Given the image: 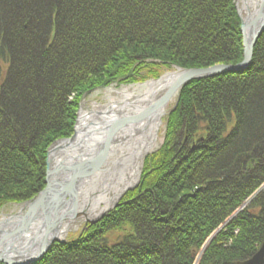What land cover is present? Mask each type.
Returning a JSON list of instances; mask_svg holds the SVG:
<instances>
[{"label":"trees","instance_id":"16d2710c","mask_svg":"<svg viewBox=\"0 0 264 264\" xmlns=\"http://www.w3.org/2000/svg\"><path fill=\"white\" fill-rule=\"evenodd\" d=\"M242 59L234 0H0V211L45 188L46 152L71 137L85 94ZM164 123L138 186L35 264H241L257 252L264 32L247 69L191 81Z\"/></svg>","mask_w":264,"mask_h":264},{"label":"bare ground","instance_id":"6f19581e","mask_svg":"<svg viewBox=\"0 0 264 264\" xmlns=\"http://www.w3.org/2000/svg\"><path fill=\"white\" fill-rule=\"evenodd\" d=\"M246 6L251 10L261 6L263 8L264 0H238L240 11H245ZM181 75V72L169 73L157 81L116 90L115 96L111 95L109 102L104 105L93 104L88 108L83 102L75 138L69 143L62 141L55 145L65 152H58L57 157L51 161V166H56V160L62 156L69 155L75 159L89 156L100 147L106 136H109V143L99 169L79 189L73 212L62 222L58 238H65L70 231H77L83 221L96 218L137 183L143 158L158 147L160 130L164 125L163 117L175 98L176 91L167 102L159 104V101ZM87 124L88 129L112 126L110 130L108 126L105 133L101 129L92 138L83 135ZM51 197H54V193ZM26 210L27 206H23L16 213L3 214L0 218V235L17 227ZM41 218L39 211L36 219L38 221ZM36 228L34 226L32 230ZM32 236L33 232L29 231L23 236L24 245L34 243Z\"/></svg>","mask_w":264,"mask_h":264},{"label":"water","instance_id":"95a60500","mask_svg":"<svg viewBox=\"0 0 264 264\" xmlns=\"http://www.w3.org/2000/svg\"><path fill=\"white\" fill-rule=\"evenodd\" d=\"M235 9L240 20L243 60L236 65H215L205 69H178L177 72H181L182 75L177 77L171 84L159 101V104L167 102L175 91L178 93L185 85L193 80L212 78L225 73H240L247 69L251 63L253 48L259 36L264 32V7L262 8L261 6L258 9L251 10L246 6L245 11H240L238 0H235ZM86 96L87 94L80 102V108ZM79 111L77 113L72 136L68 139L54 142L46 152L45 188L32 200L20 206V208L27 206V210L19 225L13 230L0 235V263L34 264L40 260L55 243L59 244L64 242V238L60 239L57 236L60 226L65 219L71 216L78 197V191L82 187V184L84 182L88 183V181L92 179L90 178L92 174L99 169L109 143V136L104 135L106 138L100 147L95 149L89 156L79 159L69 157V155L65 157L62 156L56 160V166H51V161H53L55 156L57 157L56 154L58 152L61 153V151L65 152L64 149L55 145L62 141H68L69 143L75 138ZM87 126L88 124L86 125L83 135L93 138L96 134H99L101 129H103L105 133L107 127L110 125H104L93 129H88ZM138 182L139 178L137 183L127 191L133 190ZM53 193L54 197H51ZM119 200L114 205L101 212L93 220H88L87 223L93 225L99 222L107 213L118 205ZM39 211L42 214V218L37 221L36 216ZM34 226L37 228L32 230ZM28 231L33 232L32 240L34 243L31 245H24L25 242L23 243L22 239ZM241 264H264V242L252 258Z\"/></svg>","mask_w":264,"mask_h":264},{"label":"rangeland","instance_id":"374dc122","mask_svg":"<svg viewBox=\"0 0 264 264\" xmlns=\"http://www.w3.org/2000/svg\"><path fill=\"white\" fill-rule=\"evenodd\" d=\"M216 65H225V64H216ZM213 66H215V65H213ZM210 67H212V66H210ZM174 71H175V69H173L171 71H168L164 75H167V74L172 73ZM149 81H151V80H149ZM137 85H141V83H138V84H135V85H130V86H120V87L119 86H111V87H109L107 89L95 90L92 93H90L89 95H87V97L84 100L85 105L88 108H90L93 104H103L104 105V104H106V103L109 102V100H110L109 98H110L111 95H114L115 96V91L116 90L121 91L123 89H128V88H131V87H134V86H137ZM176 97L177 96H175V98L170 102V105L168 107V110H169V108H171L175 104ZM163 131H164V125L161 128V130H160L158 147L160 146V144L162 142ZM158 147L154 151H156L158 149ZM18 209H20V206H17V205L7 206V207L3 208L0 211V218L2 217L3 214H10V212L11 213H16V211ZM85 225H86L85 224V221H83L81 223L80 227L77 229V231H70L69 234L67 235V237H72V236L77 235V233H80L82 230H84L83 228H85Z\"/></svg>","mask_w":264,"mask_h":264}]
</instances>
